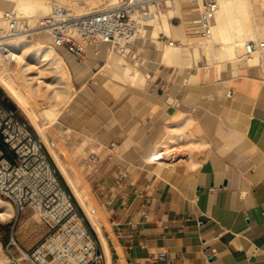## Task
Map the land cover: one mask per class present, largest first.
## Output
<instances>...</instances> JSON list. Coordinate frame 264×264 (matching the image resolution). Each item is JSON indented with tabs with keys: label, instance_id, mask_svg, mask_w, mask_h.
<instances>
[{
	"label": "crops",
	"instance_id": "crops-1",
	"mask_svg": "<svg viewBox=\"0 0 264 264\" xmlns=\"http://www.w3.org/2000/svg\"><path fill=\"white\" fill-rule=\"evenodd\" d=\"M247 1L257 25L245 42L262 41L264 0ZM197 47L170 48L167 64L147 31L124 66L104 45L80 60L54 48L74 93L53 129L106 210V264H264V52L207 65Z\"/></svg>",
	"mask_w": 264,
	"mask_h": 264
},
{
	"label": "built area",
	"instance_id": "built-area-1",
	"mask_svg": "<svg viewBox=\"0 0 264 264\" xmlns=\"http://www.w3.org/2000/svg\"><path fill=\"white\" fill-rule=\"evenodd\" d=\"M194 4L197 16L187 34L206 38L211 34L217 0H199ZM159 15L157 0H121L114 8L85 17L53 4L36 30L48 35L53 48L64 47L79 60L87 45H104L108 52L125 59L130 47L145 38L148 23ZM0 19L6 22L8 36L20 33L12 12H2ZM156 41L170 48L180 46L178 41L161 34ZM262 50L264 42L250 41L244 45L247 56ZM230 95L228 91L227 96ZM43 146L33 138L28 124L0 99V197L17 212L29 208L46 231L38 244L27 251L21 250L12 232L5 245V264H105L102 250L98 251L83 218L77 214L70 196L59 187L55 171L46 163ZM116 148V142L104 147L108 158ZM95 160L91 155L84 162L87 165ZM206 258L209 260L211 256ZM156 259L166 261V254L159 253Z\"/></svg>",
	"mask_w": 264,
	"mask_h": 264
},
{
	"label": "bare ground",
	"instance_id": "bare-ground-1",
	"mask_svg": "<svg viewBox=\"0 0 264 264\" xmlns=\"http://www.w3.org/2000/svg\"><path fill=\"white\" fill-rule=\"evenodd\" d=\"M184 1L188 3L189 2L198 3L199 0H166L164 1L166 5L169 6V8H171V10H168L167 13H165L164 15H160V16H163L161 22L158 20L157 22H154L155 19H152L148 23L153 29V34H152L153 39H156V37L159 34L158 32H163L168 37L170 36V32L172 29L175 32H178V34H182L185 26L189 29H191L194 26L193 24H194L195 19L183 20L179 27H175L169 24V21H168L169 18H174V17L182 18L180 4L181 2H184ZM11 2L12 0H0V7L7 10V12H11V11L16 12L15 18H16L20 33L8 39H1L0 47L7 46L9 49H19V50L22 49L23 51V49L27 46V44L30 43L34 46L33 48L34 51L31 50L32 52L30 56L32 55L33 57L34 55L35 58H37L36 56H39V57H43V59H46V61L48 60L51 63L50 65H52L55 69L59 70L63 79L65 78L69 81L66 65L64 61L62 60V58L58 54L55 53L54 48L52 46L44 45L43 43L38 42V41L33 42V41L28 40L27 37L30 36V34H26V32L34 30V28L31 27L30 29L25 30L24 25L28 24L29 26H32L35 21H37L38 23L45 15L48 14L49 9L53 4L61 6V7H65L80 17H85V16H88L94 13H98V12L103 11L104 9L95 10L96 7H99V6H94L95 4L97 5V3L94 0H15L13 1L14 3L13 5ZM81 3H85L87 7L86 8L78 7ZM110 7L114 8L112 6ZM261 7H263L264 9V3L262 4ZM111 8L108 7V9H111ZM1 13L2 11L0 12V14ZM214 20L216 22L215 25H214ZM214 20H213V24L211 28V34L208 37L206 38H200L197 36L190 37V41L188 42H190V44L193 47L203 45L207 49V52H210L212 54L215 46L219 44L220 46L218 49H216V53H213L214 58L218 60L217 63L225 62L227 60L236 59V58L246 59L251 56L250 59L251 58L257 59L259 57V55L257 54L258 52H261V51H257L250 56H247L245 54V51H244V54H242L244 45L246 43L245 40L253 38L252 36L253 29L257 25L255 22V16L253 13V6L250 5L247 0H217V10L214 16ZM3 23L6 24L4 20L0 19V31H1V27H3ZM0 38H2L1 32H0ZM250 41L262 42V41L257 40V38L249 40L248 42ZM167 48L168 49H166L164 52L163 60L165 63L171 64L172 59L169 54L170 48L169 47ZM194 50H195V55H196V51H197L196 48H194ZM262 52H264V50ZM109 55H113V54L109 53ZM17 57H16V60L19 59ZM118 59H119V63L122 66H124L125 61L120 57H118ZM48 61H47V64H49ZM19 68L20 67H18V69ZM218 69L220 72L219 66H218ZM17 70H14V72H16ZM16 73L13 76H11L9 79H7L6 72L0 65V88L9 96L10 99H12V101L24 113V115H26V117L31 122V124L34 126L36 132L40 135V137L45 142H48L47 133L51 131V127L56 122L58 116L67 107L68 103L70 102L73 96L74 89L71 86L70 81H69L68 84H70V88H71V91H70L71 93L69 97L63 102V104L61 103L60 108L56 109L57 108L56 107L55 109H52L49 107V104L46 103L44 98L40 96V94H39L40 97H38V95L37 96L33 95L35 91H33L32 88L31 89L28 88V84L26 83V81L24 80V82L23 81L21 82L20 78L23 77V75L20 77L19 72L18 74ZM137 77H138L137 74L132 76V80L136 81ZM116 78H118L117 75H116ZM31 90L33 91V93ZM36 93L37 92H35V94ZM38 120L42 121V125H39L37 123ZM55 147H56V144L53 141H52V144L47 143L46 149L48 151V154L50 152L49 155L51 156V159L53 160L57 170L59 171L66 185L70 189L75 201L82 209V212L84 213L86 220L88 221L89 225L92 227L100 244L102 245L104 250L107 252L106 242L102 235V225H101V222H99V218L102 215L101 208L92 198L89 192V189L86 183L84 182L83 178L81 176H73L71 174V171L69 170L70 166L68 165V164L72 165L70 163V160H67L68 164L63 162V160L58 155V150L60 148L58 147L59 149L57 150V148ZM169 154H168V158H169ZM166 155H167V151L163 153V156H166ZM2 204L3 203H1L0 201V218L9 217L11 215L10 213L11 211L9 210L10 211L9 212L8 210H5V207ZM104 253L103 255L105 258V262H108V259H106Z\"/></svg>",
	"mask_w": 264,
	"mask_h": 264
},
{
	"label": "rangeland",
	"instance_id": "rangeland-1",
	"mask_svg": "<svg viewBox=\"0 0 264 264\" xmlns=\"http://www.w3.org/2000/svg\"><path fill=\"white\" fill-rule=\"evenodd\" d=\"M13 1H15V0H12V2H11L12 5L14 4ZM94 1L97 3V5L95 4L94 6H99V7H96L95 10H101V9L105 10V9H108V7L111 8L110 6L115 7L116 5L120 4L121 0H94ZM157 1H159L160 15H164L165 13H167L168 10H171V8H169V6H167L166 3L164 2L166 0H157ZM189 3L185 2V1L181 2L180 5H181V16H182V18H175V17L169 18L168 21H169L170 25L177 27V26H180V24L182 23L183 20H189V19L193 20L196 18V16H197V11H196L197 5L194 3H190V4ZM78 7L86 8L87 6L85 3H81ZM185 8H188V12L191 14V16L189 18L185 17L186 12L183 11ZM1 11L3 12V11H7V10L0 7V12ZM12 13L15 14V16H16V12H12ZM160 15L157 18H155L154 22H157V20L160 22L162 21L163 16H160ZM1 22H3V21H1ZM37 24H38L37 21H35L32 26H29L28 24L24 25L25 30L30 29L31 27L34 28V30L26 32V34H30V36H28L27 39L30 41H33V42L38 41V42L43 43L44 45L51 46L48 35L46 33H40L36 30ZM3 27H1V31H0L1 37H2V38H0V40L11 38V36H8V34H7V26L5 23H3ZM185 29H186V32L183 31V33L180 34V38L177 37V34H175L174 36L172 35V36L167 37L163 32H158V33L169 38L171 41H178L180 46H176V47H173L171 49L172 50L179 49L180 50L179 52L183 53V50L185 48H188L190 51H192L193 48L197 47V46L193 47L190 44V42H188L187 39L190 36H188L187 33L189 30L186 26H185ZM149 34L152 37L153 29L151 26L149 27ZM261 40L264 42V38H262ZM217 45H218V47H217ZM217 45L215 46L212 54L210 52H207V49L204 48L205 46H203V45L200 46L201 47L200 48V50H201L200 54L201 55H200V61L199 62L202 61V62L206 63L207 65H208V62L209 63L218 62V60H216L214 58V54H213V53H216V49H218L220 46L219 44H217ZM33 48H34V46L30 43L27 44V46L23 49V51H22V49L21 50L9 49L7 46L0 47V60H1L0 65L5 70L7 79H9L11 76H13L16 72H17L16 74H18V72H19L20 77L23 75V77L20 78L21 82L22 81L24 82V80H25L26 83L28 84V88L29 89L32 88L33 91L38 93V94L37 93L35 94V92L33 93V91L31 90L33 95H36V96L38 95V97L42 96L44 98V100L46 101V103L49 104L50 108L55 109L57 107L56 109H58L61 107L60 106L61 103L63 104V102L69 97V95L71 93L70 92L71 91L70 78H69L70 84H68L69 81L65 78L63 79L59 70L55 69L52 65H50L51 63L48 60L47 61L49 62V64H47L46 59H43V57L36 56L37 58H35L34 55H33V57H32V55L30 56V54L32 52L31 50H33ZM166 48H167V46H165V49ZM197 48H196V50H197ZM54 51L56 54L59 55V53L56 50H54ZM208 53H210V54H208ZM196 54H197V51H196ZM242 54H244V49L242 51ZM14 56H16V57L19 56V57H17L19 59L16 60V57H14ZM2 58H3V60H2ZM41 58H42V60H41ZM14 61H15V63H14ZM13 66L14 67L16 66L17 68L15 67L16 68L15 69ZM18 67H20L19 69L21 71L18 69ZM14 70H17V71L14 72ZM233 70H234V68L230 64H227L225 66V68L222 69L218 74H220V73L221 74H228V73L230 74L233 72ZM68 77H69V75H68ZM71 86H72V84H71ZM39 94H40V96H39ZM0 99L4 102V104L6 106L15 110L16 115L19 119L23 120L25 123L28 124L33 138L35 140H39L43 144H45L43 146V154L45 156L46 163L49 165V167L52 170L55 171V173H56L55 177H56V181L59 184V187L61 188V190L63 192H65L66 194H68L70 196L72 203L76 207L77 214L79 215L80 218H83L84 226H85L86 230L88 231L91 239L94 242H96V244L98 246L97 247L98 251H100L101 247H100V244L98 242V238H97L96 234L94 233L92 227L89 225L88 221L86 220V218L84 216V213L82 212V209L80 208V206L75 201L74 197L72 196L70 189L66 185V183H65L64 179L62 178V176L60 175L59 171L57 170L53 160L51 159V156L49 155L50 152L48 154V151L46 149L47 143H50L53 141L56 144L55 148H57V150L60 148L58 150L59 157L65 163H67V160H70V163L72 164V165H70L67 163L70 166L69 170L71 171V174L73 176H81L83 178L84 182L87 184V181H85L84 173L82 172L79 160L78 159L74 160V158L71 156V154L62 148L61 142L59 141V139L57 138V136L54 133L53 126L51 127V131H49L47 133V141L48 142H45L40 137V135L36 132L34 126L28 120L26 115H24V113L15 105V103L12 101V99H10L9 96L1 88H0ZM37 123L39 125H42L41 120H38ZM44 147H45V149H44ZM162 159H163V161H165V158H162ZM89 191H90V189H89ZM0 201H1V203H3L2 205L5 207V210L11 211V212L9 211L11 213V215L9 217L0 218V264H5V262H6V259L4 256L5 255L4 254L5 245L7 243L8 237L11 235L12 232L15 233V236L18 240V243L20 245L21 250L27 251V250L31 249L32 247H34L35 245L38 244V242L42 239V237L44 236L46 231H45V228L40 224L38 216L34 212H32L29 208L25 209L22 212H17V210L7 200L0 197ZM97 204L106 213V210L104 209V207L101 204H99L98 202H97ZM99 222H101V225H102L101 217L99 218ZM12 229H13V231H12Z\"/></svg>",
	"mask_w": 264,
	"mask_h": 264
}]
</instances>
